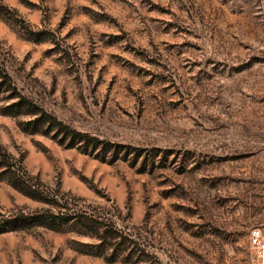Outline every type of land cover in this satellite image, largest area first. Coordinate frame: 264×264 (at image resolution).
<instances>
[{"label": "rangeland", "instance_id": "374dc122", "mask_svg": "<svg viewBox=\"0 0 264 264\" xmlns=\"http://www.w3.org/2000/svg\"><path fill=\"white\" fill-rule=\"evenodd\" d=\"M0 57L30 104L0 93V147L87 214L1 232L0 264H249L263 0H0ZM45 207L0 174V220Z\"/></svg>", "mask_w": 264, "mask_h": 264}, {"label": "trees", "instance_id": "16d2710c", "mask_svg": "<svg viewBox=\"0 0 264 264\" xmlns=\"http://www.w3.org/2000/svg\"><path fill=\"white\" fill-rule=\"evenodd\" d=\"M0 93H5L4 99H15L14 102H11L9 104V107H15L16 111H5V113L8 115L19 114L23 108H26V105H30L28 104L29 102L26 101L25 98L16 91V88L11 82L10 76L7 74L3 67L1 57ZM31 106L34 109V105L31 104ZM25 112L27 114H32V111ZM71 133L73 136L70 137L71 143H69L68 146H72L74 142L79 140V138H86V145L91 144L92 147H95L98 142V139H96L95 137H89L88 135L81 134L75 130H71ZM106 150L107 149L104 147V149H102V152ZM20 169H22V167L20 165H17L16 161H12V157L7 154L2 149V147H0V174L2 175L3 180H5L7 184H9L12 188L17 190L21 194L45 204L46 207L43 208L44 212L42 213L26 214L25 212H18V214L16 215H10V217L0 220V233L10 230H17L18 228H20L19 225L24 224L28 221L32 225H40L44 224L46 221L57 220L60 222H67L85 218L87 214L84 212H68L69 209L64 206L66 203V199H64L61 193H59L58 191H50L46 186L37 183L35 180L32 181V178L26 175L24 173V170Z\"/></svg>", "mask_w": 264, "mask_h": 264}, {"label": "built area", "instance_id": "2783aa9c", "mask_svg": "<svg viewBox=\"0 0 264 264\" xmlns=\"http://www.w3.org/2000/svg\"><path fill=\"white\" fill-rule=\"evenodd\" d=\"M249 264H264V222L252 226L247 233Z\"/></svg>", "mask_w": 264, "mask_h": 264}, {"label": "crops", "instance_id": "0c3cea01", "mask_svg": "<svg viewBox=\"0 0 264 264\" xmlns=\"http://www.w3.org/2000/svg\"><path fill=\"white\" fill-rule=\"evenodd\" d=\"M264 1V0H263Z\"/></svg>", "mask_w": 264, "mask_h": 264}]
</instances>
